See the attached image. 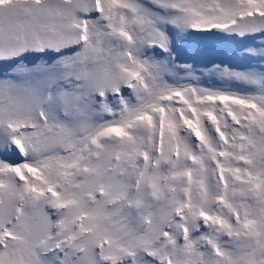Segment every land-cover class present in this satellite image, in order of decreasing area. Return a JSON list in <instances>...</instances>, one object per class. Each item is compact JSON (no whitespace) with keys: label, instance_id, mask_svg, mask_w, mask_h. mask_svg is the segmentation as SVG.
I'll use <instances>...</instances> for the list:
<instances>
[{"label":"snow or ice","instance_id":"1","mask_svg":"<svg viewBox=\"0 0 264 264\" xmlns=\"http://www.w3.org/2000/svg\"><path fill=\"white\" fill-rule=\"evenodd\" d=\"M0 264H264V0H0Z\"/></svg>","mask_w":264,"mask_h":264}]
</instances>
